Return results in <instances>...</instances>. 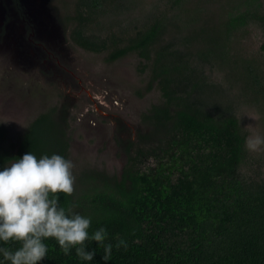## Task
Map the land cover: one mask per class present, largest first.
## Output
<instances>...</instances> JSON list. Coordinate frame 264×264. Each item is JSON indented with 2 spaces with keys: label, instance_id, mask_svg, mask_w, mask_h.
Returning <instances> with one entry per match:
<instances>
[{
  "label": "rangeland",
  "instance_id": "rangeland-1",
  "mask_svg": "<svg viewBox=\"0 0 264 264\" xmlns=\"http://www.w3.org/2000/svg\"><path fill=\"white\" fill-rule=\"evenodd\" d=\"M9 2L0 1V149L14 153L28 125L53 111L67 127L74 199L89 190L88 175L120 180L134 164L130 158L146 150L143 114L165 104L158 86L146 91V61L136 55L108 61V51L73 44L79 0H24L19 15ZM260 8L264 0H104L88 34L126 41L160 21L157 45L182 54L201 107L217 118L234 117L247 137L264 134V29L255 22L231 28L230 20ZM245 153L242 174L263 179L264 151ZM154 164L144 159L133 170Z\"/></svg>",
  "mask_w": 264,
  "mask_h": 264
},
{
  "label": "trees",
  "instance_id": "trees-1",
  "mask_svg": "<svg viewBox=\"0 0 264 264\" xmlns=\"http://www.w3.org/2000/svg\"><path fill=\"white\" fill-rule=\"evenodd\" d=\"M103 2L79 0L70 40L88 52L108 51V61L128 55L146 61L143 69L150 73L146 91L158 86L165 104L143 114L150 129L146 150L130 158L134 164L126 167L120 180L109 184L88 175L90 188L78 199L74 193L58 194L62 206H74L92 217L90 232L104 226L108 239L115 243L124 237L127 249L114 247L106 262L102 246L88 241L96 254L93 261L83 262L74 250L64 255L55 240L48 239V253L37 264H264V178L242 174L246 135L237 120L217 118L202 108L199 87L191 83L194 76L187 72L182 54L169 45H157L163 32L160 21L126 41L107 42L88 34ZM250 22L264 29V9L239 14L230 26ZM260 49L264 52V43ZM66 128L55 112L39 114L14 153L0 149V167L27 151L37 157L59 153L68 158ZM151 158L154 165L133 170Z\"/></svg>",
  "mask_w": 264,
  "mask_h": 264
},
{
  "label": "clouds",
  "instance_id": "clouds-1",
  "mask_svg": "<svg viewBox=\"0 0 264 264\" xmlns=\"http://www.w3.org/2000/svg\"><path fill=\"white\" fill-rule=\"evenodd\" d=\"M244 147L264 151V134L248 135ZM74 167L59 153L37 157L32 151L0 167V264H37L48 253V239L55 240L64 255L74 250L83 262L93 261L96 254L88 241L102 246L101 258L106 262L114 247L127 249L124 237L113 243L104 226L90 232L91 216L61 205L58 194L74 191ZM13 243L18 246H10Z\"/></svg>",
  "mask_w": 264,
  "mask_h": 264
},
{
  "label": "flooded vegetation",
  "instance_id": "flooded-vegetation-1",
  "mask_svg": "<svg viewBox=\"0 0 264 264\" xmlns=\"http://www.w3.org/2000/svg\"><path fill=\"white\" fill-rule=\"evenodd\" d=\"M0 1L2 2V6L5 7L6 0H0ZM25 1H26V4H27V0H25ZM23 2H24V0H10L8 8H9V10L10 9L11 10H15L16 11L15 12L16 15L22 14L23 9H24ZM77 4L75 5V9H76Z\"/></svg>",
  "mask_w": 264,
  "mask_h": 264
}]
</instances>
